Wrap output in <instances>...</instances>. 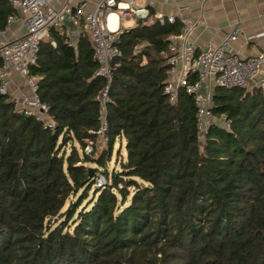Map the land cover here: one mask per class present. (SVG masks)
<instances>
[{
	"label": "trees",
	"instance_id": "16d2710c",
	"mask_svg": "<svg viewBox=\"0 0 264 264\" xmlns=\"http://www.w3.org/2000/svg\"><path fill=\"white\" fill-rule=\"evenodd\" d=\"M14 13L0 0V29ZM181 26L121 29L95 156L81 153L97 138L102 85L89 40L79 34L72 48L50 29L39 42L29 71L54 127L0 95V264H264V96L214 86L210 110L229 129L210 126L200 142L191 95L179 87L169 103L162 92L160 52ZM117 139L124 159L107 171Z\"/></svg>",
	"mask_w": 264,
	"mask_h": 264
},
{
	"label": "built area",
	"instance_id": "2783aa9c",
	"mask_svg": "<svg viewBox=\"0 0 264 264\" xmlns=\"http://www.w3.org/2000/svg\"><path fill=\"white\" fill-rule=\"evenodd\" d=\"M15 11L5 18L0 29V95H5L11 104L12 112L31 116L41 123L42 127L53 130L54 124L48 114V106L37 94L38 76L29 71V66L36 61L38 44L48 38L49 30L63 35L68 46L75 48L78 35L89 40L92 49V60L96 63L93 76L102 78V85L95 94L98 102L97 137L106 143L105 104L108 102V89L111 81V61L120 54L117 47L118 18L133 16L146 23L156 20L172 22L173 15L149 16L146 7H134L133 0H87L73 2L64 0L52 5L48 0H8ZM148 4L151 1L148 0ZM114 14V27L110 28L108 16ZM181 29L178 33L168 34L167 51H161L167 65L163 94L169 103L176 99L177 90L183 87L191 95L195 106V125L198 140L210 126L229 129V121L224 115L211 112V94L214 86L223 88H255L264 96V53L241 56L233 48V43L240 34L238 24L218 42H205L198 50L189 38L192 28L184 19H178ZM13 23H17L21 34L4 39L3 36ZM53 46L54 42L49 41ZM194 74L192 82L187 77ZM93 141L85 140L81 153L92 152ZM106 179L101 170L94 174V186L101 187Z\"/></svg>",
	"mask_w": 264,
	"mask_h": 264
},
{
	"label": "crops",
	"instance_id": "0c3cea01",
	"mask_svg": "<svg viewBox=\"0 0 264 264\" xmlns=\"http://www.w3.org/2000/svg\"><path fill=\"white\" fill-rule=\"evenodd\" d=\"M64 0H48L58 5ZM73 2L80 0H72ZM93 3L96 0H87ZM133 0L134 7H146L149 16L173 15L192 25L189 38L196 50L205 42H218L234 24H238L240 34L233 43L234 50L241 56L258 52L264 53V0ZM139 19L133 16L118 18V27L126 29ZM110 21V20H109ZM146 23V22H145ZM115 25V21H114ZM21 34L17 23H13L3 38Z\"/></svg>",
	"mask_w": 264,
	"mask_h": 264
},
{
	"label": "rangeland",
	"instance_id": "374dc122",
	"mask_svg": "<svg viewBox=\"0 0 264 264\" xmlns=\"http://www.w3.org/2000/svg\"><path fill=\"white\" fill-rule=\"evenodd\" d=\"M141 45L136 46V48L134 49V52L137 51L140 48ZM245 89H250V88H245ZM76 146V143H73ZM104 147H106V143L102 142L101 139H99L98 137L93 141V147H92V152L93 156H95L97 153H99L101 151V149H104ZM65 152L67 153L68 151V145L65 146ZM124 159V148H123V140L122 139H117L115 140L113 146H112V150H111V154L110 157L108 159V161L106 162V170L110 171L111 169H117L118 168V164L120 160ZM86 165H90L92 166V164H88L86 163ZM131 191V190H129Z\"/></svg>",
	"mask_w": 264,
	"mask_h": 264
},
{
	"label": "bare ground",
	"instance_id": "6f19581e",
	"mask_svg": "<svg viewBox=\"0 0 264 264\" xmlns=\"http://www.w3.org/2000/svg\"><path fill=\"white\" fill-rule=\"evenodd\" d=\"M108 24L110 28L114 27V14L113 13H110V15L108 16Z\"/></svg>",
	"mask_w": 264,
	"mask_h": 264
},
{
	"label": "water",
	"instance_id": "95a60500",
	"mask_svg": "<svg viewBox=\"0 0 264 264\" xmlns=\"http://www.w3.org/2000/svg\"><path fill=\"white\" fill-rule=\"evenodd\" d=\"M93 172H94V170H93L92 168H89V169H88V175H89V176L92 175Z\"/></svg>",
	"mask_w": 264,
	"mask_h": 264
}]
</instances>
